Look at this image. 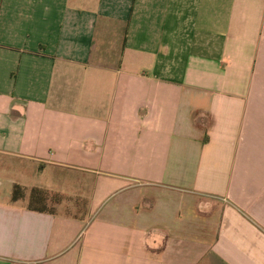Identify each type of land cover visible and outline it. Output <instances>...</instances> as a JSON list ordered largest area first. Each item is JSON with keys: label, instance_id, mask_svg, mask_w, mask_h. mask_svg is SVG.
<instances>
[{"label": "crops", "instance_id": "crops-1", "mask_svg": "<svg viewBox=\"0 0 264 264\" xmlns=\"http://www.w3.org/2000/svg\"><path fill=\"white\" fill-rule=\"evenodd\" d=\"M0 264H264V0H0Z\"/></svg>", "mask_w": 264, "mask_h": 264}]
</instances>
